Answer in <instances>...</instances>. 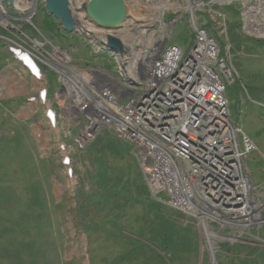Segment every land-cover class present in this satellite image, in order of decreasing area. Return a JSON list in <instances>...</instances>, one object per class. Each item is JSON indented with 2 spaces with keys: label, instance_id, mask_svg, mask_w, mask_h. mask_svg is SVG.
<instances>
[{
  "label": "rangeland",
  "instance_id": "1",
  "mask_svg": "<svg viewBox=\"0 0 264 264\" xmlns=\"http://www.w3.org/2000/svg\"><path fill=\"white\" fill-rule=\"evenodd\" d=\"M20 1L21 6L24 5L21 10L25 11L14 14L7 3L0 0V33L18 37L37 50L35 40L45 43L44 46L49 51L54 48L48 46H60L69 52L70 57L81 69L86 68V64L110 66L107 59L90 61L80 35L60 32L57 24L44 9V0H37L35 7H32V0ZM215 10L224 14L227 21L225 30L224 19L220 14L212 28L224 44L222 47L232 73L227 89L230 110L233 119L256 145L253 150L252 144L246 141V146L251 149L248 165L256 184L264 183V41H255L245 36L239 29L240 17L235 8L216 7ZM33 12H36V16L33 17V25H30L23 16L32 15ZM21 27L22 29L25 27L24 30L31 34V40L21 35L19 31ZM40 32L43 33L42 36ZM238 39L241 40L236 42ZM191 41L188 19L184 18L176 25L170 43L178 44L182 50L188 51ZM1 44L0 52L7 54L3 40ZM59 57L63 58L60 54ZM18 72L22 73V78ZM28 73L27 69L14 61L10 55L8 58L0 57V136L5 134L14 140V143L8 144L7 150H2L3 154L6 151H9V154L2 158L0 179H3L6 185L9 183L12 194L16 195L13 203L21 202L22 198L17 194L27 193L29 180L40 182L50 209L38 237L42 241L49 238L52 243L51 246L46 245L45 250L49 264H106L121 252L124 246L122 240L117 242L106 237L108 230L103 228L106 217L119 214L135 228L143 224L142 217L146 210L143 200L148 196L142 184L138 183L140 179L137 164L131 154L125 157L111 156L108 152L105 154L108 165L107 177L101 184L105 202L98 207L94 200L98 198L87 196L83 192V190L91 192L96 185L95 176L92 175L96 166L89 171L86 167L87 161H90L89 157L83 152L76 151L77 149L71 151L72 149L66 146L64 151L61 150L58 145V138L63 134L61 120L57 117L55 126H52L46 117L47 109L56 106L55 93L53 97L47 96L43 103L39 100L31 102L24 99V94L29 90L32 92L36 84L39 86L38 81L27 75ZM19 77L23 79L24 85L22 88L20 86L14 88L12 82L17 81ZM49 80L59 87L56 75H51ZM66 153L70 154L69 164L64 162ZM70 167L75 169L73 175L67 173ZM134 181L139 184L136 183L137 192L135 183L132 184ZM122 185L130 188L133 198L128 194L126 197L113 195L112 192ZM81 205L84 206V210ZM118 207H122L123 210ZM175 222L186 227L181 219L177 218ZM99 224L101 225L98 226ZM105 226L116 232L113 225ZM191 229L197 233L198 256L192 257V254L186 253L180 264H210L207 254L200 253V250L205 251V244L199 229L193 225ZM258 233L264 237V227ZM234 247L233 250H229L228 245H222V250L217 254V263L264 264V245L254 243Z\"/></svg>",
  "mask_w": 264,
  "mask_h": 264
},
{
  "label": "built area",
  "instance_id": "2",
  "mask_svg": "<svg viewBox=\"0 0 264 264\" xmlns=\"http://www.w3.org/2000/svg\"><path fill=\"white\" fill-rule=\"evenodd\" d=\"M147 1L131 0L132 19L123 29L136 34L137 40L148 30L159 33L165 24L160 15H145L146 21L140 22L133 15L135 11L177 4L176 0ZM158 1L163 3L158 5ZM236 1L244 8L245 30L253 35L264 34V0ZM186 2L194 10L204 5L203 0ZM155 25L157 30L152 29ZM133 53L135 60L142 61L135 67V75L144 80L133 90H123L132 92V97L121 107L105 86L100 104L106 112L104 118L111 120L116 115L114 120L136 141L144 143L146 169L164 179L176 206L188 208L198 218L226 224L247 220L251 210L244 165L247 150L241 146L239 129L228 116L215 41L204 29L196 28L195 46L187 56L177 46L168 48L161 59L145 49ZM186 97L192 101H186ZM188 117L191 126L182 124Z\"/></svg>",
  "mask_w": 264,
  "mask_h": 264
},
{
  "label": "trees",
  "instance_id": "3",
  "mask_svg": "<svg viewBox=\"0 0 264 264\" xmlns=\"http://www.w3.org/2000/svg\"><path fill=\"white\" fill-rule=\"evenodd\" d=\"M18 141L19 137L16 139V142ZM12 143L14 140L11 137L8 138V135L0 136V165H2V158L9 154V151L3 154L2 150H7L8 144ZM107 152L115 157L129 156L130 146L109 132H105L90 146L88 153L91 161L96 165L94 176L98 185V189L92 191L91 195L98 198L94 199L98 207L105 202L101 184L107 177L108 165L105 157ZM29 182L27 193L17 194L22 198L21 202L13 203L12 200L16 195L12 194L9 183L6 185V182L0 179V264H49L45 250L46 245L51 246L52 243L49 238L43 242L38 234L44 220L49 216L50 205L45 200L40 182L37 180H29ZM134 183L135 181L132 182ZM134 185L137 192V184ZM142 188L146 191L145 187L142 186ZM112 193L114 196L126 197L128 194L131 198L134 197L126 185L118 187ZM25 197H27L26 201ZM143 203L146 204V202ZM81 208L84 210V206L81 205ZM118 209L123 210L122 207ZM120 216L115 214L106 217L103 222V228L108 230L106 235L108 240L117 242L122 240L124 243L123 251L121 250L106 264H180L184 254H192V257L197 255L198 244L195 233L190 228L176 223L171 215H167L164 210L162 212L159 205L146 204L142 217L143 224L138 228L130 226L125 218ZM106 224L113 225L116 232L105 226ZM126 231L139 237L130 235ZM143 238L149 242L144 241ZM150 243L157 245L168 255L170 263Z\"/></svg>",
  "mask_w": 264,
  "mask_h": 264
},
{
  "label": "water",
  "instance_id": "4",
  "mask_svg": "<svg viewBox=\"0 0 264 264\" xmlns=\"http://www.w3.org/2000/svg\"><path fill=\"white\" fill-rule=\"evenodd\" d=\"M11 4L13 0H8ZM48 14L60 20L66 33L75 30L76 21L69 6V0H45ZM88 19L98 28L115 29L121 26L127 17L125 0H89L82 6ZM107 46L113 50L122 51L119 38L109 35Z\"/></svg>",
  "mask_w": 264,
  "mask_h": 264
},
{
  "label": "bare ground",
  "instance_id": "5",
  "mask_svg": "<svg viewBox=\"0 0 264 264\" xmlns=\"http://www.w3.org/2000/svg\"><path fill=\"white\" fill-rule=\"evenodd\" d=\"M78 1H81V0H78ZM21 1L20 0H17L16 1V8H20V9H23V7H24V5H22L21 6ZM125 3L126 4H128V2H126L125 1ZM146 3H149V0L146 2ZM163 3V1H158L157 2V4L158 5H160V4H162ZM130 5V4H129ZM26 7V6H25ZM155 8H157V6H155ZM81 15V14H80ZM103 31H109L108 29H102ZM117 32H119L118 34L121 36V37H125V32L124 31H122L121 29H118L117 30ZM126 38V37H125ZM17 84H18V86H20V88H22V86L24 85L23 84V81H22V79L19 77L18 79H17ZM186 95H188V93L186 94ZM174 97H176V95H174ZM186 101H189V102H191L192 100L189 98V97H186ZM189 119H191V117H188V118H186L185 120H183L182 121V124H186V125H188V126H191L192 125V123H189ZM195 122V121H194ZM196 123V122H195ZM181 129H184V125L181 127ZM139 178H141V177H139ZM222 201H221V199H219L218 201H217V203L218 204H220Z\"/></svg>",
  "mask_w": 264,
  "mask_h": 264
}]
</instances>
